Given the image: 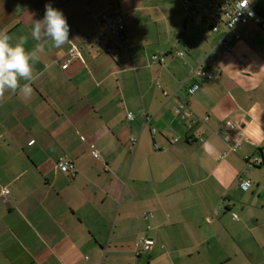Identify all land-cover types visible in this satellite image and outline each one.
Wrapping results in <instances>:
<instances>
[{
    "label": "crops",
    "instance_id": "obj_1",
    "mask_svg": "<svg viewBox=\"0 0 264 264\" xmlns=\"http://www.w3.org/2000/svg\"><path fill=\"white\" fill-rule=\"evenodd\" d=\"M46 5L69 25L59 48L31 36ZM118 13L127 48L103 18ZM218 26L182 0H0V31L43 49L30 97L0 98V264H264V31Z\"/></svg>",
    "mask_w": 264,
    "mask_h": 264
},
{
    "label": "built area",
    "instance_id": "obj_2",
    "mask_svg": "<svg viewBox=\"0 0 264 264\" xmlns=\"http://www.w3.org/2000/svg\"><path fill=\"white\" fill-rule=\"evenodd\" d=\"M183 8L188 13L189 17L194 10L200 11L205 20L210 25V30L212 32H217L219 30V24L223 23L225 26V34L231 33L235 39H238L239 36L236 35L233 31L234 27L237 25H245L248 23L254 24L261 28L264 31V21L255 13L253 9V5L248 0H182ZM110 30L113 32L114 36L120 41L121 45L125 48L128 47V41L125 35L124 28V17L122 14H115L114 19H110L107 17H103ZM227 49V43L224 38L220 41ZM106 52H110L109 48L105 49ZM70 55L74 56L77 54L76 50L73 48L70 50ZM176 55L179 57L183 56L182 51H176ZM163 57L158 59H154V61L163 62ZM194 73L204 81H207L213 78L216 75V70L213 67L209 69H204L202 66H197L194 69ZM199 89L198 83H192L187 88V94L193 95ZM186 103H180L175 109V112L181 114V118L188 116V113L182 112L186 107ZM127 118L131 119V114H127ZM150 116L143 114V125L149 124ZM225 127L227 129H234L235 124L228 120L225 123ZM155 130H152L154 133ZM177 140L176 138L174 139ZM226 140V139H224ZM135 138H131V142L134 145L136 143ZM239 145L238 141L233 146H228L230 150H234ZM90 154L93 158L99 159V154L97 149L90 145ZM244 160L249 165H256L260 162L257 157H248L244 156ZM58 170L64 174L73 175L75 172L73 164L65 159L61 158L56 164ZM252 185L251 180L247 177V174H241L238 177V187L241 191H247ZM8 190L3 188L0 191V195L3 199L8 195ZM154 244L153 240L144 237L139 241L135 242V252L139 254L140 252H146L150 249V247Z\"/></svg>",
    "mask_w": 264,
    "mask_h": 264
},
{
    "label": "clouds",
    "instance_id": "obj_3",
    "mask_svg": "<svg viewBox=\"0 0 264 264\" xmlns=\"http://www.w3.org/2000/svg\"><path fill=\"white\" fill-rule=\"evenodd\" d=\"M31 36L34 40L50 39L55 47L63 46L69 40V25L63 13L46 5L42 20H36ZM27 36H20L13 43V37L0 31V98L6 91L23 93L25 98L32 93L31 83L34 82V65L39 62L40 46L29 51L25 48ZM21 81L26 83L21 84Z\"/></svg>",
    "mask_w": 264,
    "mask_h": 264
}]
</instances>
